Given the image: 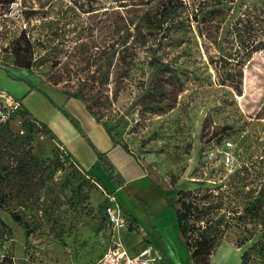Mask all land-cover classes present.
Listing matches in <instances>:
<instances>
[{"label":"rangeland","instance_id":"1","mask_svg":"<svg viewBox=\"0 0 264 264\" xmlns=\"http://www.w3.org/2000/svg\"><path fill=\"white\" fill-rule=\"evenodd\" d=\"M156 1L143 8H128L123 5L126 0L0 3V67L16 66L13 50L20 46L16 36L25 30L32 42V66L23 69V74L59 102L64 97L73 99L79 110L68 108L87 131L89 117L102 123L110 137L138 158L162 195L171 188H212L241 166L247 169L245 190L260 188L264 183V48L244 64L240 88L221 84L209 58L215 50L235 52L239 49L235 39L220 40L214 46L203 40L188 16L191 0H184L170 17L162 5L154 8ZM83 2L94 10L83 11ZM246 5H255L259 14L264 0L229 3L218 38L227 35L229 22ZM117 13L129 25L124 39L120 36L115 42L119 35L111 36L113 26L106 29L105 19L117 18ZM104 48L112 52L110 65L104 61ZM157 57L174 68L168 88L154 87L150 61ZM11 74L17 72L0 68V90L23 97L27 82L13 85ZM103 74L108 75V82L101 84ZM78 92L85 99L67 95ZM4 106L0 97V108ZM21 121L16 113L7 120L14 134L22 132ZM80 138L87 148L68 149L52 135L39 133L31 155L14 159L7 154L3 185L7 197L0 206V218L11 227V233L0 237V259L9 254L12 264H88L111 243L113 232L107 218H101L100 206L113 195L93 166L89 144ZM69 143L75 146L78 139ZM130 198L141 207L139 200ZM241 201L235 200L239 209ZM168 208L174 212L170 201ZM12 213L26 224L27 243L25 231ZM231 216L211 264H240L241 253L251 243L244 237L249 234L244 226L252 228V220ZM128 225L129 219L119 236L126 247L135 249L146 236L140 223L135 229ZM166 235L179 264H193L176 222L168 225ZM254 260L264 264L255 251L245 264Z\"/></svg>","mask_w":264,"mask_h":264},{"label":"trees","instance_id":"2","mask_svg":"<svg viewBox=\"0 0 264 264\" xmlns=\"http://www.w3.org/2000/svg\"><path fill=\"white\" fill-rule=\"evenodd\" d=\"M15 0H0L1 4H11ZM123 5H128L133 8H143L148 6L152 0H134L133 2H127ZM184 0H158L154 8H159L162 5L164 11H166L168 17L178 11L179 8L184 5ZM192 3L188 8V16L197 24L199 35L204 38L208 43L212 45H218L220 40L223 42H229L230 39H235L239 49H235V52L221 50H215V53L210 55V63L218 76L219 83L231 86L232 88H240L242 83V70L246 61L252 56V54L264 48V6L259 7V14L256 13V7L246 5L244 10L229 22V29L227 35L223 38H218L219 29L222 23L226 19L227 5L234 0H191ZM87 5V6H86ZM83 2L80 6L83 11L88 12L94 10ZM107 22L105 28L113 26L111 36H115L114 41H119L121 36L124 39L125 30L128 28L129 23L127 19L117 13V18L105 19ZM110 25H109V24ZM125 28V29H124ZM124 29L122 34H119ZM121 39V42L123 41ZM16 40L19 41L17 45L18 49L13 50L14 64L22 68H30L32 66V42L28 37L25 30H21L19 35L16 36ZM124 42H122L123 44ZM206 44V43H205ZM108 48H104L102 55L107 65L111 64L112 52L107 51ZM233 60V63L231 62ZM151 66L154 68V87L155 88H168V85L172 83L170 77L174 72L173 66L169 61H164L160 58H152L150 61ZM229 65L231 66L229 68ZM108 75L103 74L99 83H107ZM153 87V88H154ZM39 88L33 84H30V89ZM40 90V89H38ZM46 95L50 103L57 106L53 99ZM68 96L85 99L80 93L67 94ZM64 116L70 121V123L78 130V132L84 136L85 140L96 153L100 166L105 171L107 176L119 186H122V182L117 178L114 173V166L107 159L106 155L99 151L90 137L84 132L79 120L67 112L64 108L58 106ZM18 114L22 119V132L14 134L8 127L7 120L10 115ZM49 134L55 138V134L50 130L46 123L35 118L28 109L22 107L19 103L17 110L12 111L9 116L4 120H0V206L4 203L7 194L3 189L4 180L6 178L7 170L5 165L9 162L7 154L16 159L17 156L26 157L31 155V149L34 146L33 141L36 139L37 134ZM114 143H120L116 139L112 138ZM125 149L128 147L120 143ZM29 153V154H28ZM132 154V153H131ZM133 155V154H132ZM247 182V169L243 166L236 169L233 174L228 176L227 181H222L219 184L211 187L198 186L188 189H168L162 191V193L171 202L174 208L176 224L178 231L185 243V246L189 253V258L194 264H211V257L215 250L220 246L225 231L230 227L228 219L236 215V218L243 220L250 218L253 225L252 228H245V231L249 234L244 236L247 239L250 238L251 243L241 253L240 264H245L249 260L252 251L259 253L262 261H264V183L260 188H249L245 190ZM78 190V187L76 188ZM128 192V190L125 188ZM129 196H132L128 192ZM241 198L240 204L242 207L239 209L235 206V200ZM139 204L138 202H136ZM141 207L146 214V220L149 222V213L142 202ZM121 206V204H120ZM122 207V206H121ZM123 208V207H122ZM101 218L106 219L105 205L100 206ZM129 229H135L136 218L131 214H128ZM12 218L16 221L25 231V243L28 242L29 230L26 224L21 220L19 214L12 213ZM127 219V221H128ZM260 226L257 230L255 227ZM11 233V227L0 218V237L3 235H9ZM249 235H253L249 237ZM248 237V238H247ZM244 243V241H243ZM164 262L171 264L167 256L163 252V248L160 249ZM254 260L252 264H257ZM0 264H12V260L9 254H5L0 259Z\"/></svg>","mask_w":264,"mask_h":264},{"label":"crops","instance_id":"3","mask_svg":"<svg viewBox=\"0 0 264 264\" xmlns=\"http://www.w3.org/2000/svg\"><path fill=\"white\" fill-rule=\"evenodd\" d=\"M7 67L13 68L14 71L17 72V74L9 75L11 84L14 85L16 81L27 82L26 88H22V90H25L23 97H14L15 95H12V93H8V95L17 100L22 107L28 109V111L35 118L46 123L50 130L55 134V138L60 145H64L68 149L83 147L85 144L82 142L83 139L80 138L82 135L76 128H74L67 117L64 116L58 108V106H60L72 114V111L69 110L68 106L71 105L76 107L73 99H67L64 97L59 102V99L57 100L51 97L35 79H30L28 76L26 77L23 74V69L25 68L14 65ZM7 67L5 66L0 68L6 69ZM25 73H28V71ZM30 84L39 88L30 89ZM38 89L48 94L57 106L51 104L46 95ZM0 91L4 92L2 89ZM79 107L80 111L83 113L81 106ZM76 108L79 110L78 107ZM88 119L89 131H87V129L80 123L81 127L90 137L94 145H97L96 148L103 152L107 159L112 163L115 175L122 182V186H119L116 185L109 177L108 179L105 176L106 173L104 174L105 171L102 170L100 163L98 162L96 153L92 149L90 150L88 148L93 155V159H95L93 166L100 172L101 178L107 182L108 190L112 192L116 202L126 208L128 214L135 216L136 223L138 225L140 223L141 232L146 236L145 239L151 242L152 238H154V241H152L154 244H152L158 249H161V247L163 248V252L167 256L170 263L179 264L176 251L173 249V245L171 246L168 242L166 235L168 225L172 222H176L175 213L168 208V198L160 194L161 191L158 189L155 181L150 177L146 168L134 154L132 155L130 151L125 149L120 144L121 142L114 143L102 123L91 120L90 117ZM82 137L84 138V136ZM73 138L76 140L78 139V144L75 146H71L69 143ZM85 147L87 148L86 145ZM125 188L135 199L139 200L144 204V206H146L149 211L150 225L145 222L146 214L144 210L138 204L134 203Z\"/></svg>","mask_w":264,"mask_h":264},{"label":"built area","instance_id":"4","mask_svg":"<svg viewBox=\"0 0 264 264\" xmlns=\"http://www.w3.org/2000/svg\"><path fill=\"white\" fill-rule=\"evenodd\" d=\"M0 97L5 100V106L0 108V120H4L9 113L18 109L19 102L3 91L0 92ZM105 213L113 238L100 256L88 264H166L160 249L145 238L135 249H129L123 244L119 231L127 226L128 221L113 196H110V202L105 204Z\"/></svg>","mask_w":264,"mask_h":264}]
</instances>
